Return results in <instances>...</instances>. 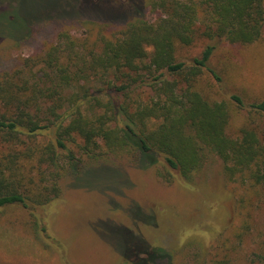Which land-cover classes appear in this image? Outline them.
Wrapping results in <instances>:
<instances>
[{
  "label": "trees",
  "instance_id": "obj_1",
  "mask_svg": "<svg viewBox=\"0 0 264 264\" xmlns=\"http://www.w3.org/2000/svg\"><path fill=\"white\" fill-rule=\"evenodd\" d=\"M149 5L155 20L138 18L121 26L88 20L89 35L63 29L42 51L0 71V207L29 208L58 197L66 167L76 173L86 168L70 143L95 159L103 149H128L136 163L146 165L162 156L161 174L170 182L192 181L217 156L228 180L264 196V129L254 119L264 115V99L246 104L232 96L251 116L232 136L228 102L210 100L194 87L214 46L191 63L177 56V46L192 45L199 31L243 45L260 40L264 0H151ZM15 12L20 18L18 8ZM0 31L16 36L21 30ZM146 73L152 75L154 95L135 99L136 84ZM39 137L46 143L39 144ZM139 240L134 264H161L157 260L165 252ZM156 253L161 256L152 259ZM255 257L254 264H264V252Z\"/></svg>",
  "mask_w": 264,
  "mask_h": 264
},
{
  "label": "rangeland",
  "instance_id": "obj_2",
  "mask_svg": "<svg viewBox=\"0 0 264 264\" xmlns=\"http://www.w3.org/2000/svg\"><path fill=\"white\" fill-rule=\"evenodd\" d=\"M150 1L0 0V29L21 30L16 36L0 31V71L42 51L63 29L89 35L88 20L114 26L155 20ZM208 45L214 50L194 87L210 100L228 102L227 132L236 136L251 116L232 96L246 104L264 99V36L243 45L199 31L192 45L177 46L178 59L191 63ZM151 76L146 73L136 84L133 98L153 97ZM254 119L264 129V115ZM45 140L39 137L38 143ZM69 148L86 168L74 172L67 166L69 151L64 152L67 167L58 197L29 208L0 207V264H134L137 237L149 249L165 252L157 260L161 264H254L264 252V196L228 180L219 157L212 156L192 181L170 182L161 174L162 156L146 165L136 163L128 149H103L95 159L84 155L79 143Z\"/></svg>",
  "mask_w": 264,
  "mask_h": 264
}]
</instances>
